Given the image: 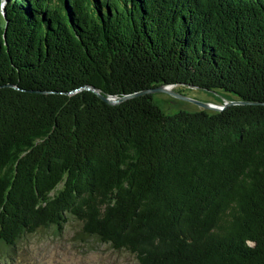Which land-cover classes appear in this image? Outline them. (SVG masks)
<instances>
[{
    "label": "trees",
    "instance_id": "obj_1",
    "mask_svg": "<svg viewBox=\"0 0 264 264\" xmlns=\"http://www.w3.org/2000/svg\"><path fill=\"white\" fill-rule=\"evenodd\" d=\"M160 83L251 103L83 88ZM70 220L138 264H264V0H0L2 259Z\"/></svg>",
    "mask_w": 264,
    "mask_h": 264
},
{
    "label": "rangeland",
    "instance_id": "obj_2",
    "mask_svg": "<svg viewBox=\"0 0 264 264\" xmlns=\"http://www.w3.org/2000/svg\"><path fill=\"white\" fill-rule=\"evenodd\" d=\"M183 97L157 92L152 97L166 113L178 110L197 111L202 109L195 101L221 104L233 94L220 89L206 90L186 84L171 87ZM207 110V109H206ZM212 110H208L210 112ZM78 223L70 220L61 235L42 232L29 236L17 248L9 264H138L135 256L125 250L111 249L107 244L94 239L79 243L73 237ZM0 264H7L0 255Z\"/></svg>",
    "mask_w": 264,
    "mask_h": 264
},
{
    "label": "water",
    "instance_id": "obj_3",
    "mask_svg": "<svg viewBox=\"0 0 264 264\" xmlns=\"http://www.w3.org/2000/svg\"><path fill=\"white\" fill-rule=\"evenodd\" d=\"M175 85V84H164V83H160L158 85L155 86H150L148 88H144L141 90H137L131 93H127V94H123L120 96L114 95V94H104L102 92H100V90L94 86H90V85H84L83 88L86 89H90L91 91H93L95 94H97L104 102L108 103V104H118L122 101H125L127 99H130L132 97H137V96H141V95H145V94H151L153 95V93H157V92H165V93H170L172 95L178 96V97H182V98H186L181 96L180 94L176 93L174 91V89H172L171 87ZM191 87H197L195 85H189ZM80 89V88H78ZM76 89V90H78ZM203 110H212V111H220L221 109H223L226 105L228 104H247V103H251L250 101H246V100H239V99H234V100H226L221 104H217V103H213V102H199V101H195ZM211 112V111H210Z\"/></svg>",
    "mask_w": 264,
    "mask_h": 264
}]
</instances>
